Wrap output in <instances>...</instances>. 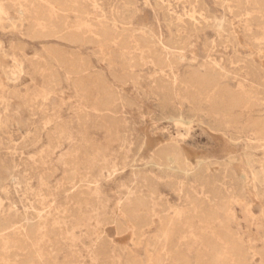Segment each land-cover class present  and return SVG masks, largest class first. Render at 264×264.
<instances>
[{"label":"rangeland","instance_id":"1","mask_svg":"<svg viewBox=\"0 0 264 264\" xmlns=\"http://www.w3.org/2000/svg\"><path fill=\"white\" fill-rule=\"evenodd\" d=\"M87 1L134 39L125 54L30 37L14 9L0 15V229L12 239L29 217L60 248L54 264H264V0L247 13L234 0ZM210 63L241 104L188 96L189 72ZM92 80L103 88L78 86ZM172 146L183 166L162 159Z\"/></svg>","mask_w":264,"mask_h":264},{"label":"bare ground","instance_id":"2","mask_svg":"<svg viewBox=\"0 0 264 264\" xmlns=\"http://www.w3.org/2000/svg\"><path fill=\"white\" fill-rule=\"evenodd\" d=\"M234 1L237 10H244L246 13L251 6L247 0ZM9 9H14L20 15L21 20L27 21L26 35H32V37H40L41 35L48 37H51L52 35H60L64 40L70 41V43L114 42L115 45L117 44L123 48L124 54L126 49L132 47L134 44V39L130 35L119 32L108 24L103 13L93 1L9 0L7 3L0 1V15L7 14ZM255 11L256 14H259L258 10ZM190 17L192 20H196L194 14L190 15ZM72 22L74 24H71ZM114 22H119V19L115 18ZM139 38L141 41H139L140 47L146 50H155L157 45H160L161 49L167 50V46L161 39H155L154 37L145 35L139 36ZM162 62L163 64L165 63V65L168 63L167 61ZM222 73L223 69L221 66L216 65L215 63H210L202 68L192 69L188 74L186 82L183 83V86L186 89L188 96H191L192 99L196 96H222L227 100L226 106L230 109L241 104L244 98L241 95L232 93L227 87L221 85L220 79L222 78ZM163 85L166 86L167 82H163ZM78 86L83 91L90 88H103L94 80L81 81L78 83ZM93 103L98 104L97 110H108L110 107V103L106 98L101 100V102L97 103L93 101ZM181 124L182 126H186L188 122H181ZM160 155L162 156V159L173 166H183L180 154L174 146L161 151ZM127 214L133 219L134 209L132 202H130ZM169 224L171 225L173 223L169 221ZM23 225L24 230L18 232V234L12 239L8 236L11 229L10 227L6 226L0 229V256L8 257V264H54L56 251L60 248H54L46 238V234L40 231L39 224L31 221L29 217H24ZM117 227L120 228V225L117 224ZM171 236L172 230H170L168 226L165 227L162 230L161 237L168 241L171 239ZM159 241L161 242V240ZM126 263L128 264V261Z\"/></svg>","mask_w":264,"mask_h":264}]
</instances>
